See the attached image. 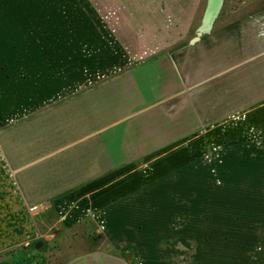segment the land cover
Wrapping results in <instances>:
<instances>
[{
  "label": "crops",
  "instance_id": "0c3cea01",
  "mask_svg": "<svg viewBox=\"0 0 264 264\" xmlns=\"http://www.w3.org/2000/svg\"><path fill=\"white\" fill-rule=\"evenodd\" d=\"M229 1L230 11L244 14L194 47L182 42L173 50L134 55L141 61L132 64L123 61L111 30L103 49L82 38L79 65L63 72L45 69L54 63L42 64L37 55L27 84L16 85V110L6 114L16 118L0 130V157L20 198L27 207L48 208L43 214L56 225H75L93 213L110 243L61 264H163L152 258L154 242L165 237L161 221L184 212L178 196H184V172L200 171V164L186 163L190 135H244V211L260 210L264 0ZM201 5L181 0L176 8L192 13L193 23ZM221 115L228 117L215 122ZM59 124L68 126L65 135L45 134ZM11 128L24 135L5 133ZM57 138L68 141L47 148ZM41 145L35 159L19 161L28 146ZM56 154L61 157L48 161ZM194 194L198 203L201 195Z\"/></svg>",
  "mask_w": 264,
  "mask_h": 264
},
{
  "label": "rangeland",
  "instance_id": "374dc122",
  "mask_svg": "<svg viewBox=\"0 0 264 264\" xmlns=\"http://www.w3.org/2000/svg\"><path fill=\"white\" fill-rule=\"evenodd\" d=\"M206 1L202 0L191 23L192 13L176 8L181 0H0V130L16 118L6 114L16 110V85L27 84L24 77L31 78L28 74L33 73L37 55L42 64L54 63L45 69L74 68L79 65L82 38L103 49L113 32L123 61L138 63L141 60L134 55H154L182 42L190 44ZM228 2L224 0L213 29L244 14L230 11ZM227 117L221 115L214 121ZM67 127L59 124L44 132L65 135ZM23 131L11 128L5 133L24 135ZM26 135H33L32 130ZM67 141L50 139L47 148ZM184 142L186 163L200 164L195 168L200 171L184 172V196L178 194L184 197V212L161 221L165 237L154 242L152 258L163 264H264V235H256L264 234V200L256 202L257 213L244 211V135H190ZM42 148L28 146L25 153H30L19 161L35 159ZM57 155L48 161L61 157ZM193 192L201 195L198 203H193ZM31 208L23 203L0 157V264H61L110 244L101 221L91 217L93 213H84L82 218H86L75 225L66 220L68 226L65 220L56 225V219L44 215L49 211L46 207L33 212ZM37 243H41L39 250L34 248Z\"/></svg>",
  "mask_w": 264,
  "mask_h": 264
},
{
  "label": "water",
  "instance_id": "95a60500",
  "mask_svg": "<svg viewBox=\"0 0 264 264\" xmlns=\"http://www.w3.org/2000/svg\"><path fill=\"white\" fill-rule=\"evenodd\" d=\"M224 0H207L206 7L202 16L200 26L196 30V35L191 39L190 44L193 45L197 43L200 38L204 35L209 34L214 26V23L223 7ZM34 248L36 250L41 249V243H37ZM127 258L130 259L128 255Z\"/></svg>",
  "mask_w": 264,
  "mask_h": 264
},
{
  "label": "built area",
  "instance_id": "2783aa9c",
  "mask_svg": "<svg viewBox=\"0 0 264 264\" xmlns=\"http://www.w3.org/2000/svg\"><path fill=\"white\" fill-rule=\"evenodd\" d=\"M30 210H31L32 212H33V211H37V210H38V207H32Z\"/></svg>",
  "mask_w": 264,
  "mask_h": 264
}]
</instances>
